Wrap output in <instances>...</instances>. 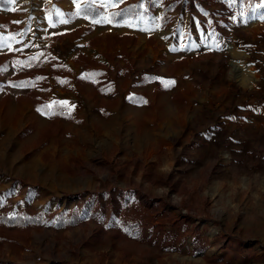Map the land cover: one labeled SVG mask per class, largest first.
Masks as SVG:
<instances>
[{"label":"rangeland","instance_id":"obj_1","mask_svg":"<svg viewBox=\"0 0 264 264\" xmlns=\"http://www.w3.org/2000/svg\"><path fill=\"white\" fill-rule=\"evenodd\" d=\"M0 1L5 4H0V26L23 27L36 36L45 20L57 23L65 12L93 19L110 11L112 21L121 22L159 8L166 54L184 50L176 43L190 44L186 34L197 24L201 40L192 59L203 58V68L195 84H207L210 97L197 113L193 104L179 109L166 104L164 113L171 110L177 125L158 163L134 154L119 164L122 157L115 150L102 153L108 161L101 162L95 149L77 153L74 141L70 154L77 153L79 162L64 159L59 144L45 153L43 162L51 169L45 177L44 168L30 179L20 173L26 169L7 163L10 175L36 180L43 189L36 187L40 194L33 204L22 205L23 194L10 201L9 209L22 205V211L0 218V257L22 264H264V0ZM221 3L229 7L226 24L217 20L224 16ZM182 16L189 27L184 32L178 27ZM52 38L53 45L61 39ZM106 40L134 42L115 35ZM235 64L251 74L247 83L234 75ZM25 151L22 160L31 154L24 157ZM115 185L135 196L118 202L114 211L104 207L81 217L85 198L63 197ZM60 209L67 211L62 215ZM8 217L20 220L9 223ZM82 220L85 228L76 229ZM68 227H74L70 233ZM68 237L75 243L68 245Z\"/></svg>","mask_w":264,"mask_h":264},{"label":"crops","instance_id":"obj_2","mask_svg":"<svg viewBox=\"0 0 264 264\" xmlns=\"http://www.w3.org/2000/svg\"><path fill=\"white\" fill-rule=\"evenodd\" d=\"M0 4L5 5L3 1ZM220 8L224 16L221 13L217 20L226 24L229 7L221 3ZM103 12L93 19L80 12L74 17L64 16L70 13L65 12L57 23L45 20L39 28L41 36L23 27L16 31L0 26V218L17 215L22 205L36 201L40 194L36 187L43 189L36 180L10 175L5 168L7 163L26 169L20 173L30 179L44 168L45 177L51 171L43 162L47 150L61 144L62 157L68 160L72 156L71 141L76 142L77 153L81 149L97 150L101 162L108 161L102 153L115 150L122 157L119 164L134 154L137 160L145 157L158 163V158L164 157L160 153L172 142L170 131L177 125L171 110L164 113L166 104L175 109L193 104V113H197L208 103L207 84H195L203 58L192 59L201 40L197 33L200 26L193 24L189 28L187 18L182 16L178 27L183 32L191 29L186 34L190 44L179 39L176 45L185 49L166 54L159 8L147 16L121 22L112 21L110 11L105 17ZM54 35L61 39L53 45ZM111 35L131 37L134 42L111 44L106 40ZM24 150V157L31 154L22 160ZM77 153L71 158L79 162ZM63 172L61 175L67 177V172ZM116 187L66 191L62 196L72 198L70 193H78L74 197H84L86 202L79 210L83 217L86 211L102 212L104 207L114 211L118 202L128 203L134 198ZM20 194L25 198L20 210L13 212L10 201ZM60 211L64 214L67 209ZM56 222L52 226H57ZM85 226L82 220L75 228L82 230ZM95 226L100 231V224ZM72 228L68 227L67 232ZM64 229L58 228L60 232ZM70 240L68 237V245L75 243ZM86 246L93 245L88 242ZM0 264L22 262L0 257Z\"/></svg>","mask_w":264,"mask_h":264},{"label":"bare ground","instance_id":"obj_3","mask_svg":"<svg viewBox=\"0 0 264 264\" xmlns=\"http://www.w3.org/2000/svg\"><path fill=\"white\" fill-rule=\"evenodd\" d=\"M234 75L241 83H247L251 79V74H249L246 70L239 68L238 64L234 66Z\"/></svg>","mask_w":264,"mask_h":264},{"label":"trees","instance_id":"obj_4","mask_svg":"<svg viewBox=\"0 0 264 264\" xmlns=\"http://www.w3.org/2000/svg\"><path fill=\"white\" fill-rule=\"evenodd\" d=\"M4 219V218H3ZM20 219H18V218H16V219H14V218H10V217H8L7 218V222H9V223H13L14 221H19Z\"/></svg>","mask_w":264,"mask_h":264},{"label":"snow or ice","instance_id":"obj_5","mask_svg":"<svg viewBox=\"0 0 264 264\" xmlns=\"http://www.w3.org/2000/svg\"><path fill=\"white\" fill-rule=\"evenodd\" d=\"M9 2L14 4L15 3V0H9Z\"/></svg>","mask_w":264,"mask_h":264}]
</instances>
